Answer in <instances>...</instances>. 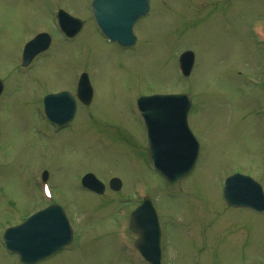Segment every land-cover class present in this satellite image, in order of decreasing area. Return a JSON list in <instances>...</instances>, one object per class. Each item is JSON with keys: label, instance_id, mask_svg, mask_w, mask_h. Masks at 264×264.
Returning <instances> with one entry per match:
<instances>
[{"label": "rangeland", "instance_id": "374dc122", "mask_svg": "<svg viewBox=\"0 0 264 264\" xmlns=\"http://www.w3.org/2000/svg\"><path fill=\"white\" fill-rule=\"evenodd\" d=\"M88 3L0 0V234L42 206L39 181L46 169L52 198L64 201L77 238L38 264H144L124 236L136 238L129 213L145 194L162 226V264H264V212L227 207L220 188L232 171L264 186L263 90L250 78L264 75V44L255 40L258 23L264 30V0H150L129 48L100 36ZM57 7L85 20L73 40L56 29ZM38 32L53 35L51 46L23 68L21 46ZM185 49L194 64L182 77L175 61ZM76 69L89 74L95 98L54 132L41 117L40 97L70 88ZM182 91L192 99L188 123L201 153L173 193L145 161L132 109L138 94ZM87 171L105 183L118 177L121 187L90 195L80 190ZM93 235L100 239L92 243ZM85 243L90 247L82 252ZM0 264H14L1 240Z\"/></svg>", "mask_w": 264, "mask_h": 264}, {"label": "water", "instance_id": "95a60500", "mask_svg": "<svg viewBox=\"0 0 264 264\" xmlns=\"http://www.w3.org/2000/svg\"><path fill=\"white\" fill-rule=\"evenodd\" d=\"M147 8L148 0H92L91 2V10L94 19L101 30L110 38H118L121 43L125 44H130L134 41V36L130 32L131 24L137 17L144 14ZM82 23L83 22L77 18L64 15V28L71 34L79 30ZM46 36V34H39L35 40L28 43L29 49L23 63H26L33 54L47 46L48 38ZM183 57L181 61L183 71L187 74L192 64V53L187 51L183 54ZM1 86L0 81V89ZM80 89H83V85ZM53 98H55V100H52L54 102L61 100L67 102V111L64 112L60 118V120L66 121L73 112V98L66 93L54 95ZM188 101L189 97L186 94L154 95L149 97L146 96L141 99L145 108H151L152 102L160 103L161 109H173V106H177L179 111L178 116L181 117V124L184 126L186 113L185 105L188 104ZM166 127L172 129L174 124H170ZM170 135H167V130L158 132L156 141L154 140L153 144L150 143L148 157L152 163L155 162V158H159L158 163L161 167H158V169L164 176L167 188L170 190H177L179 179L190 171L195 155L189 156L188 154L182 155V152L176 153L177 147L174 146L172 142L164 143L165 140L172 138ZM167 143H170L171 154H162L164 149L163 146ZM156 149L158 151H156ZM82 181L86 186L95 191L101 192L103 190L102 183L92 174L85 175ZM248 182L254 184L246 176H232L229 178L224 189L227 202L231 205H251L261 209L264 202L261 193L258 191L257 185L254 184L255 187L253 191H255V194L251 197H239V195L235 193L240 183ZM111 186L117 189L119 187V180L112 179ZM155 220L156 217L149 199H145L142 204L131 213L130 227L140 235L135 245L151 264H159L158 229L154 223ZM57 231L58 237L56 241L58 243L66 242L67 239H69L68 225L62 209L57 205H52L30 216L21 224L8 228L3 237L8 247L16 249L22 255L23 250L16 243L19 242V238L20 240L25 239L30 244L40 245V242H34L32 239L40 238L42 235L43 241L44 237L46 238L52 234L55 235ZM65 231H67V233ZM45 252V249L41 250L42 254ZM31 253H33V250H31ZM36 258H38V256L27 257V260H34Z\"/></svg>", "mask_w": 264, "mask_h": 264}, {"label": "flooded vegetation", "instance_id": "af4514ba", "mask_svg": "<svg viewBox=\"0 0 264 264\" xmlns=\"http://www.w3.org/2000/svg\"><path fill=\"white\" fill-rule=\"evenodd\" d=\"M71 82H72V85H71L70 88H68V87L67 88L63 87L62 88V87H60V88L55 89L54 91H50L49 93H54V92H59V91H62V90H67V91L71 92L74 95L77 79H73ZM92 98H93V96H92ZM92 98H91V101L88 103V105L92 104V102H93ZM83 105H84V103H81L80 101H78L76 99V111H78L77 109H78L79 106H83ZM86 118L89 119V120H92V119H90V117H88V115L86 116ZM93 122H94V120L92 121V123ZM49 124H50V126H52L53 129H55V131H59L60 129H63L66 126V125L57 126V125H53L51 123H49ZM144 135H145V133H144ZM141 137H142V135H141ZM143 147H144V145H143Z\"/></svg>", "mask_w": 264, "mask_h": 264}]
</instances>
